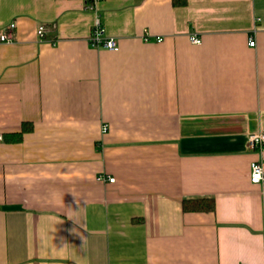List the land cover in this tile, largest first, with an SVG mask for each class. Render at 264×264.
Segmentation results:
<instances>
[{"label":"crops","instance_id":"0c3cea01","mask_svg":"<svg viewBox=\"0 0 264 264\" xmlns=\"http://www.w3.org/2000/svg\"><path fill=\"white\" fill-rule=\"evenodd\" d=\"M177 3L0 0V264H264V0Z\"/></svg>","mask_w":264,"mask_h":264},{"label":"built area","instance_id":"2783aa9c","mask_svg":"<svg viewBox=\"0 0 264 264\" xmlns=\"http://www.w3.org/2000/svg\"><path fill=\"white\" fill-rule=\"evenodd\" d=\"M88 8L91 11L96 12V6H95V2L93 4H87ZM95 22V26L94 29L91 33V37L89 38V44L96 49H106L108 51H118L119 48V44L116 38L114 37H108L105 34L104 28L102 27V23L99 20V18L97 17ZM16 28V24L15 23H11V25L7 28L6 32H1L0 33V41L1 42H5V43H10L12 42L13 38V32ZM45 33H46V27L43 25H40V27L37 30V35L39 38H41L42 40L45 39ZM162 38H158V41H162ZM189 40L192 44L194 45H198L201 43V38L192 35L189 37ZM250 46L254 47L255 46V42L253 39H251L249 41ZM108 130V126L105 125L103 127V132H106ZM247 144L249 145L250 149L253 150H264V132H259V133H255V134H250L248 136L247 139ZM250 172H251V183L253 184H260V183H264V168L262 163L259 162H252L250 165ZM97 180L99 182H103V181H108L110 183H114L115 179L111 178V177H106L105 175H99L97 177Z\"/></svg>","mask_w":264,"mask_h":264},{"label":"trees","instance_id":"16d2710c","mask_svg":"<svg viewBox=\"0 0 264 264\" xmlns=\"http://www.w3.org/2000/svg\"><path fill=\"white\" fill-rule=\"evenodd\" d=\"M177 3V0H174V3ZM178 4V3H177ZM28 125H24L23 131L18 135V141L21 140V135L25 132H28L30 130V127H27ZM183 210L185 212H213L215 211L216 203L213 199L210 198H197V199H189L184 200L183 202Z\"/></svg>","mask_w":264,"mask_h":264}]
</instances>
